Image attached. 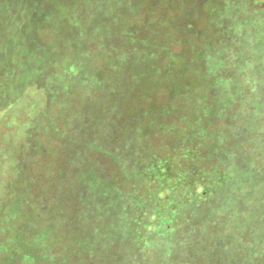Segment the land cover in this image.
I'll list each match as a JSON object with an SVG mask.
<instances>
[{
	"label": "trees",
	"instance_id": "16d2710c",
	"mask_svg": "<svg viewBox=\"0 0 264 264\" xmlns=\"http://www.w3.org/2000/svg\"><path fill=\"white\" fill-rule=\"evenodd\" d=\"M137 1L88 0L86 14L103 20L97 26L100 37L89 36L75 19L71 23L74 35L85 33L86 43L71 39L74 35L69 34L74 32H69L68 42H60L70 45L69 53L48 56L43 67L28 76L27 92L8 109V119L17 113L15 119L21 117L28 125L19 128L6 120L0 124L6 126L0 135V162H4L0 171L5 175L0 195L11 200L12 213L20 211L15 213L20 217L22 241L32 253H65L70 264H100L104 258L117 261V257H123V264H139L138 258L144 255L137 249L120 254L112 247L115 242L102 239L100 233L136 224L134 208L145 205L152 212L148 202L154 199L158 210L166 202L174 212L181 207L182 217L190 215V210L194 214L198 207L200 232L188 233L185 250L200 254L205 251L203 241L211 245L214 239L212 233L204 239L202 231L207 229L203 224L210 223L221 208L212 203L221 184L215 172L207 170L215 155L194 142L200 127L188 113L203 104L213 125L217 115L224 113L228 118L246 117V110L259 115L261 100L255 92L264 84V38L258 34L257 14L264 13V0H195L187 9L180 1L153 0L159 4L150 21L141 18L125 26L120 18L109 21L110 16L102 14V3L118 7ZM51 3L40 7L38 0H0V21L10 31L15 21H25L29 14L49 18L54 12ZM23 25L17 31L25 30ZM5 34L0 28L1 58L9 57L4 46L10 36ZM19 41L24 40L20 37ZM20 48L16 46L15 54H20ZM7 65L8 83H15L16 65ZM77 68H83L82 72L78 74ZM250 97L252 110L248 109ZM159 100L162 104H153ZM232 125L239 136L246 131V124ZM231 137L237 138H219L224 158L231 151L227 146ZM182 147L188 151L180 155ZM163 159H167L168 171L159 165L164 173L155 170L146 177L145 168ZM94 161H111L127 182L120 175L100 174L102 166ZM181 161L194 165L185 169ZM174 169H185L188 176L176 183L171 178ZM101 180L106 181V188L98 184ZM240 182L244 185L246 179ZM102 190L109 194L103 196ZM185 218L189 224L195 219ZM171 224L164 229L174 237ZM43 231L46 234L41 237ZM113 235L111 240L117 239ZM106 247L109 255L103 251ZM81 248L97 256L79 263L82 257L76 254ZM140 249L154 252L153 264L169 263L170 253L165 255L163 246L161 251L143 245ZM147 264L152 262L148 259Z\"/></svg>",
	"mask_w": 264,
	"mask_h": 264
},
{
	"label": "rangeland",
	"instance_id": "374dc122",
	"mask_svg": "<svg viewBox=\"0 0 264 264\" xmlns=\"http://www.w3.org/2000/svg\"><path fill=\"white\" fill-rule=\"evenodd\" d=\"M38 1L39 4L41 3L40 7L52 4L51 2H53L54 12L49 18L41 19L38 14V17L37 15L29 14V16L25 18V21H15L10 31H6L8 28L0 21L2 33L6 32L5 35L8 34L10 36H8L9 40L6 44L8 46H4V48L7 49L5 51L8 52L9 57L8 55H5L4 58L0 57V124L6 120L21 125L19 128L28 125V122L22 121L21 117L20 121L17 120L18 116L15 119L17 113H15L16 115L13 116L12 119H8V109L14 106L12 105L13 102H15L22 93L25 94L27 92L25 88L29 85L28 82L30 77L28 76L35 70L43 67L48 56H55L57 53L62 55L69 53L68 50L70 45H68V43L65 45L64 43L67 41L66 35L69 32H74L71 23L75 21V19L80 20L82 28L84 27V31H86L89 36L92 38L100 37L98 34V27L103 23V20L99 15L91 17L89 14H86V3L88 0H86V2L85 0ZM174 1L182 2L187 9L194 5L195 0ZM137 2H133V4L124 2L118 7L116 3H102V14H108L110 16L109 21L114 18H120L119 20H122L121 24L123 26L129 22H136L141 18H143L144 21L146 18L150 21L152 11L154 14L159 3H155L153 0H139ZM262 7L264 6L262 5ZM39 10L40 9H37L38 13ZM257 15V20L260 22L258 34L262 35L260 37L264 38V13H259ZM22 24H24L25 30L20 29V33L17 30ZM75 33L76 32L69 35L73 36ZM85 35L86 34L83 33V35L80 36L78 31L77 35H74L71 39L79 43H86ZM20 37L23 38L26 45H24V41H19L17 44V38ZM77 37H79V39H77ZM61 40L64 42L63 45L60 43ZM18 45H21V51L20 54H15V48ZM9 62L12 64L14 62L16 65V67L13 68L14 75H16L15 83H8L9 75L7 64H9ZM54 69L53 67L51 70L53 71ZM76 70L79 74L82 72L83 68H77ZM72 75L74 76V74ZM77 76L79 77V75ZM32 93H34V91H32ZM255 93H257L256 98L259 99V101L261 100L260 105L262 109L259 110V115L255 114L251 109L253 108L251 107V97L249 98L251 101L248 109L252 110V112L246 110V117L240 115L237 117L233 116L232 119L226 117L228 116L227 113L217 115L216 126L208 119V113L203 108V104L200 106L197 104L195 111L188 113L198 122V126L200 127L199 133L201 136H199L198 131H195L194 142H196L198 146L201 145L200 147L203 145L202 149L204 150L209 148L213 155H215V157L213 156V161H208L212 168H208L207 170L210 169L209 173L215 172L214 176L217 180L219 179V183L221 184L218 186V192H216L212 202L217 205V207L220 206L221 208H218V210L214 212L210 223L203 224L207 228L206 231H202V233L206 235L204 239L211 233L214 236L211 245L206 241H203L202 244L203 246L205 245V251L208 249L209 252L203 251L200 254L193 255L188 249H186L187 251L185 250L186 243L190 241L186 239L188 233L200 232L198 226L200 223L196 220L199 212L198 207L193 209L195 210L194 214H192L191 210L189 211L190 215H187V213L184 214L189 218L195 217L194 220H190L189 224L188 222L186 223L185 216H181V207L177 209V212H174L171 203L166 202V206H162L163 209L158 210V205H155L156 199H154L155 201H153V203L148 202L152 212H150V210L148 211L145 205L137 209L134 208V210L137 211L135 215L137 221L135 222L136 224H133L134 226L129 225L120 229V231L109 234L106 230L102 229L100 237H102V239L103 237H109V242H115L112 247H115L120 254L125 251L132 252L133 248H135V250L137 249L138 253L144 255L138 258L139 264H147L148 259L153 264L155 260H157L153 257L154 252L141 250L140 247L142 245L143 248L150 247L152 248L150 250L153 251L156 250V247H160L161 251V247L163 246V248H165V255L170 253L169 258H167L169 259L168 264H170L171 261H173L174 264H190V261H195L197 264H264V84ZM220 100H223V103L227 101L225 98H221ZM20 103L25 104L26 100ZM160 103L161 101L159 100L157 103L153 104L159 106ZM233 122L236 125L246 124V131L243 130V133L240 132L239 136V134L236 133L237 128H235L234 125L230 128ZM226 123L228 124L227 127H225ZM204 131L205 133H203ZM5 132L6 126H0V135ZM214 132L216 134H213ZM149 133L153 134L150 130ZM209 133L212 134V136H210ZM234 133L236 135H234ZM224 135L237 137L235 139L231 137L233 140L231 139L227 145L231 151L228 152L229 150H227L228 153L225 158L221 154L223 145L219 143V138L224 137ZM205 137L208 139H205ZM0 145L3 146V141L0 142ZM117 146L116 144V147ZM179 150L181 151L180 155L188 151L185 147ZM233 152H239L238 156H234L232 154ZM166 160L167 159L157 161L155 164L146 167V177H151L155 170L164 173L163 170L159 168V165H165V169L168 171V166H166L168 162ZM94 162L102 166L101 169L103 171H99L100 174L104 173L109 178L119 177L121 171H116L111 161ZM3 163L0 162V170L4 167ZM181 164L184 165L185 169H190L193 167L194 162L181 161ZM185 169H174V173L171 177L173 181L179 183L182 182L183 179H186L188 172ZM120 176L123 178V182H127L123 173ZM242 178L246 179L244 185L240 182ZM4 180L5 175L3 171H0V190H2V183ZM105 182L106 181L101 180L98 184H101L102 188ZM104 188L106 187L104 186ZM142 191L146 192L144 186H142ZM1 192L3 193V190ZM106 192L109 194L108 191ZM106 192L103 191L101 193L103 196H107ZM18 200L19 199H17V203L19 204L20 200ZM10 201V199L5 201L3 195H0V264H70L64 255L65 253L63 254L64 256L52 254L49 251L46 252L43 250L39 253L37 251L32 253L34 250L30 251V249L25 247V240L22 241L23 237L19 230L20 217L16 214L17 212L20 213V211L15 210L16 213L14 211L12 213V210L9 208ZM13 201L14 200H12V202ZM13 208L16 209L17 206ZM11 213L14 215V218L11 217ZM156 219L157 222L155 223ZM171 222L174 227L172 229H174V231L176 230L174 237H171L170 230L164 229L165 224L170 225ZM191 226H194V229H191ZM43 232L40 233L41 237L46 234L45 231ZM57 232L59 234L58 229ZM113 234H117V239L111 240L115 237ZM107 244L106 246L109 247V243ZM206 245L208 246L207 248ZM79 246L81 247V245ZM100 247H102L101 244ZM107 247L103 251L109 255L110 253ZM80 250H82V248ZM76 255L82 257V259L77 261L80 263L81 261H89V258H95L97 253L89 249H83ZM17 259L18 262L16 261ZM113 259L114 258H104L99 262L100 264H123V262L120 261L123 257H117V259H115L117 261ZM159 261H161L160 258Z\"/></svg>",
	"mask_w": 264,
	"mask_h": 264
}]
</instances>
